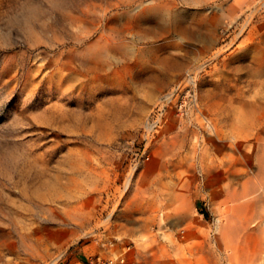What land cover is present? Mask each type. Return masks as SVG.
<instances>
[{
    "label": "rangeland",
    "instance_id": "obj_1",
    "mask_svg": "<svg viewBox=\"0 0 264 264\" xmlns=\"http://www.w3.org/2000/svg\"><path fill=\"white\" fill-rule=\"evenodd\" d=\"M109 1L0 0V69L10 56L25 57L38 83L45 72L30 56L72 43L69 12ZM254 20L251 39L218 56L229 40L205 34L197 49H165V76L152 82L138 80V61L132 70L121 62L94 70L79 98L47 82L34 95L15 81L3 88L14 72L7 74L0 81V264H86L103 234L131 242L133 264H165L163 247L186 248L178 263L209 264L210 226L243 191L259 136L264 143V108L240 101L264 98V77L235 68L248 62L247 51L264 53V19Z\"/></svg>",
    "mask_w": 264,
    "mask_h": 264
},
{
    "label": "bare ground",
    "instance_id": "obj_2",
    "mask_svg": "<svg viewBox=\"0 0 264 264\" xmlns=\"http://www.w3.org/2000/svg\"><path fill=\"white\" fill-rule=\"evenodd\" d=\"M177 1L110 0L106 4H89L81 14L69 12L66 16L73 27L72 43L57 42L50 51L30 56V61L38 66L37 71L45 72L39 82L35 83L37 77L25 57L10 56L0 69V81L11 72L14 75L2 87L7 88L10 81H15L23 90H29V95H34L47 82L49 90L57 87L62 96L79 98L85 94L94 70L109 71L120 62L128 63V69L132 70L137 61L143 64L138 80L152 82L165 76V49L171 52H181L186 47L197 49V39L205 34L229 40L215 50L213 56H218L233 41L245 35L248 38L241 45L250 40L254 18L264 19V0H179L187 4L182 7ZM247 56L248 62L235 67L236 70L244 69L249 77H264V53L253 49L247 51ZM202 66L198 64L197 68ZM240 101L242 105L264 108L263 97ZM147 126L151 128L149 123ZM208 128L214 129L211 124ZM260 139L261 136L254 158L246 161L244 176L248 178L243 191L232 193L229 205L218 209V216L210 226L213 244L209 264H264V143ZM136 169L137 164L127 173L124 190L131 187ZM251 171L255 172L252 178ZM110 238L108 235V241ZM122 241V249L115 256L121 254L124 264H133L132 243L125 238ZM185 250L181 247L173 254L163 247L165 264H189L186 260L179 263L175 260L178 254L185 257ZM44 264H58V260Z\"/></svg>",
    "mask_w": 264,
    "mask_h": 264
},
{
    "label": "built area",
    "instance_id": "obj_3",
    "mask_svg": "<svg viewBox=\"0 0 264 264\" xmlns=\"http://www.w3.org/2000/svg\"><path fill=\"white\" fill-rule=\"evenodd\" d=\"M104 234L101 239L97 241V249L95 253L91 254L86 259V264H124L125 260L122 258L121 254L115 256L117 252L122 249L123 241L119 237H112L108 241L107 238L104 239ZM131 245H126L129 248Z\"/></svg>",
    "mask_w": 264,
    "mask_h": 264
}]
</instances>
